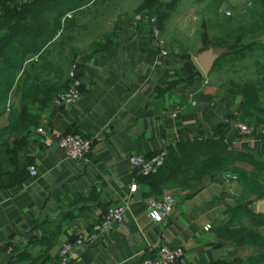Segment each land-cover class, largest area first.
<instances>
[{
    "label": "crops",
    "instance_id": "crops-1",
    "mask_svg": "<svg viewBox=\"0 0 264 264\" xmlns=\"http://www.w3.org/2000/svg\"><path fill=\"white\" fill-rule=\"evenodd\" d=\"M143 1L119 8L93 0L65 17L74 20L75 40L62 48L70 60L64 75L69 77L73 62L83 81L75 105L32 100L15 121L24 80L31 65L41 64L39 58L29 57L16 75L6 105L0 106V264H60L62 247L91 231L114 205L125 207L126 224L77 247L71 264H142L162 246L184 250L177 264H238L259 252L221 236L225 226L248 224L239 213L252 207L257 212L264 201L245 195L240 180L211 174L185 189H170L161 175L147 179L154 175H141L130 165L134 155L164 154L166 159L192 143L217 138V131L227 149L264 160V140L244 138L234 126L241 118V97L226 93L199 66L197 58L206 49L189 52L175 45L161 56L151 27L135 20ZM7 4L0 1V37L8 34ZM102 14L111 29L77 46L80 25ZM70 133L93 141L88 161L69 159L60 148L61 138ZM158 191L176 201L163 223L151 221L147 212L146 200Z\"/></svg>",
    "mask_w": 264,
    "mask_h": 264
},
{
    "label": "trees",
    "instance_id": "trees-1",
    "mask_svg": "<svg viewBox=\"0 0 264 264\" xmlns=\"http://www.w3.org/2000/svg\"><path fill=\"white\" fill-rule=\"evenodd\" d=\"M0 1L9 3L4 9L5 16L11 23H7L8 34L0 37V106L6 105L15 77L19 75L27 59L37 57L41 62L31 65L24 80L21 90L23 103L21 113L15 120L17 121L26 112L27 102L52 101L53 105L58 90L69 86L70 79L65 77L64 69L70 60L63 57L62 48L75 40L72 33L70 34L75 25L72 17H65L69 14L73 16L93 0ZM100 1L102 3L105 0ZM100 1L95 0L94 3ZM254 1L260 13L252 12L251 15L232 18L220 12L221 3L216 6L212 17L207 21L211 31V35H208L210 45L204 49L213 48L221 52L211 75L217 78V83L226 93L241 97L240 120L257 128L264 127V0ZM161 6L160 0H144L135 16L148 15L150 18H157L159 28L163 30L162 14L159 11ZM82 28L83 25H80L78 31H82ZM52 55L55 60L59 59L58 62L54 63ZM246 61L251 62L254 73L241 77L237 67L241 65L242 69H246ZM52 72L55 79L51 78ZM231 72L237 76L231 77L229 82L225 81L226 78L229 79ZM34 73L36 74L33 75ZM221 80L225 81L224 84ZM35 125L39 126L40 120L36 119ZM216 136L214 139H202L192 143L179 153H171L166 157L158 174L146 178L152 179L161 175L166 180L167 188L185 189L192 182H199L207 175L217 176L232 168L243 180L241 182L245 195L264 200V160L231 151L225 146L224 138L218 131ZM242 163L250 167V170L238 165ZM252 184L256 185L257 190L252 188ZM154 195L160 196L163 192L158 191ZM239 215L249 218V223L239 224L236 229L225 226L221 236L259 251L247 261L238 264H264V215L258 214L254 207L244 208Z\"/></svg>",
    "mask_w": 264,
    "mask_h": 264
},
{
    "label": "built area",
    "instance_id": "built-area-1",
    "mask_svg": "<svg viewBox=\"0 0 264 264\" xmlns=\"http://www.w3.org/2000/svg\"><path fill=\"white\" fill-rule=\"evenodd\" d=\"M224 14L231 16L229 11H225ZM67 17H70V15H67ZM135 20L139 23H145L151 26L150 35L159 46L161 56H167L170 52L169 47L161 34L157 18H150L148 15L144 17L137 15ZM34 60L36 61L37 57H35ZM78 71V65L72 63L69 70L70 84L54 98V106L67 107L75 105L79 101L82 95L83 83L78 77ZM190 99L192 100L191 105H196L193 95H190ZM234 126L244 138L257 135L264 140L263 126L254 128L240 119L235 121ZM38 132L43 133V128L40 127ZM59 146L69 159L76 161H88L94 148L93 141L80 133H70L63 136L60 140ZM129 162L130 165L141 175L150 176L157 174L160 168L164 165L165 155L161 154L150 158L134 155L130 157ZM36 173V169L31 167L30 174L35 176ZM223 177L227 181L239 180L237 176L231 174H225ZM136 189L137 186L133 185L131 191L135 192ZM175 202L173 194L150 196L146 200L148 218L155 223H163L167 221L173 214ZM125 210V207L122 205H114L110 207L102 219L93 225L91 231L81 233L75 241L65 244L60 251V264H71L73 258L72 253L77 247L92 245L97 242L102 235L108 234L116 226H124L126 224ZM210 229L211 226L209 225L205 230L208 231ZM183 254L184 250L182 248L171 249L168 246H162L155 257L143 260L142 264H177Z\"/></svg>",
    "mask_w": 264,
    "mask_h": 264
},
{
    "label": "rangeland",
    "instance_id": "rangeland-1",
    "mask_svg": "<svg viewBox=\"0 0 264 264\" xmlns=\"http://www.w3.org/2000/svg\"><path fill=\"white\" fill-rule=\"evenodd\" d=\"M141 1L142 0H105V3L106 7H116V5H118L119 8H123L124 6L132 8L135 7L137 3H141ZM160 3L162 5L159 9L162 14V28L165 31L163 38L168 44L169 51L173 49L175 45L181 46L189 52L201 51L210 45V38L208 35H211V31L209 30L210 24H208L207 21L212 17V13L220 3L221 13L224 14L225 11L231 13V16L224 14L226 17L245 16V14L251 15L252 12L255 14L260 13L254 0H160ZM113 10H116V8ZM133 12L135 11H128L129 14ZM105 19L106 16L102 14L100 17L86 20L82 31L79 30L77 32V35L79 37L81 36L77 46L79 45V47L83 48L88 44V40L92 41L98 34L109 31L112 26H107ZM220 53L221 52L218 54L220 55ZM244 64L248 65L246 69H242L241 65L237 67V70H240V76H251L254 73L251 62L246 61ZM236 76L237 74L231 72L229 73V79L226 78L225 81L228 80L229 82L231 77L235 78ZM215 80L217 82L216 77ZM225 81H222V83L224 84ZM238 165L243 169L250 170V167L243 163ZM220 174L235 175L240 181L242 180L240 174L235 172L232 168L229 171L220 172ZM262 185L264 187V182ZM255 186V184H252V188L257 190Z\"/></svg>",
    "mask_w": 264,
    "mask_h": 264
},
{
    "label": "water",
    "instance_id": "water-1",
    "mask_svg": "<svg viewBox=\"0 0 264 264\" xmlns=\"http://www.w3.org/2000/svg\"><path fill=\"white\" fill-rule=\"evenodd\" d=\"M218 58L219 55L214 53L213 48H209L199 55L197 62L205 75H210ZM257 213L264 215V201L257 205Z\"/></svg>",
    "mask_w": 264,
    "mask_h": 264
}]
</instances>
